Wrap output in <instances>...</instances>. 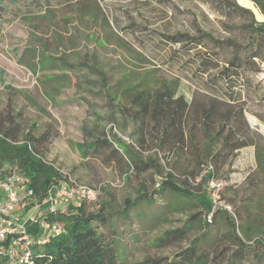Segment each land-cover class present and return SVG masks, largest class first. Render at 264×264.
I'll return each mask as SVG.
<instances>
[{
	"label": "rangeland",
	"instance_id": "1",
	"mask_svg": "<svg viewBox=\"0 0 264 264\" xmlns=\"http://www.w3.org/2000/svg\"><path fill=\"white\" fill-rule=\"evenodd\" d=\"M252 11L258 21H264L253 0H233ZM5 11L0 19V115H13L19 129L33 123L34 133L47 131L46 138L39 144L43 157L66 173L71 184L104 187L95 201L99 205L107 200L115 208L123 204L125 196L134 198L141 180L152 189L150 177L158 175L154 169L142 178L124 177V166L109 160L103 153L86 156L81 154L78 143L90 138L83 128H106L125 140L133 126L121 110L126 104L120 90L135 83L151 69L148 85L162 81L177 80L178 93L191 97L195 85L187 78L193 69L189 58L196 57L205 48L200 46L187 52L184 44L173 45L165 37L176 33L194 34L200 28L217 38L239 34L234 29L241 24L240 16L223 14L219 4L210 0H2ZM182 47V48H181ZM180 49V55L174 56ZM55 58L54 65L43 67L45 62L38 57ZM67 62L73 67L69 75L62 78L63 71L57 64ZM34 65L31 69L29 65ZM178 77L180 79H178ZM264 85L263 70L255 76ZM120 83V84H118ZM120 94L119 99L117 94ZM256 103H251L246 118L252 130L264 142V122L254 113H263ZM20 136V135H19ZM20 138V137H19ZM144 152V155L153 153ZM170 167L176 176L184 171H194L193 163L171 160ZM170 166V167H169ZM164 169V173H165ZM254 160L251 148H243L232 162L218 169L222 179L220 202L215 208L226 213L244 217L237 192H241L247 173L253 171ZM21 177V176H20ZM22 178V177H21ZM191 182L194 191L207 188L203 201L205 208L212 209V195L208 187ZM58 185V184H57ZM156 185V184H154ZM54 186V185H53ZM156 187V186H154ZM157 188V187H156ZM259 191L264 196V180L259 181ZM153 194L149 204L142 200L129 211V217L116 223L119 235L117 264H147L145 258L175 256L181 249L195 240L198 250L206 249L210 254L229 245L228 226L218 217L213 227L206 232L198 223L188 231L185 238L166 247H154L151 241L164 229L181 227L190 213L197 209L187 203L183 210L174 211L168 206L171 198ZM189 200V198H186ZM67 205L62 200L58 210ZM40 210L32 209L20 222L28 226L37 221ZM264 218V214H259ZM15 212L13 218H17ZM148 219H156L149 221ZM254 221L264 222L255 216ZM39 236H29V244L42 238L46 232L39 223ZM29 234V233H28ZM138 235L137 239L132 238ZM224 256V257H223ZM213 256V264L229 263L230 257L223 254ZM229 258V260H227ZM236 264H264L245 257Z\"/></svg>",
	"mask_w": 264,
	"mask_h": 264
},
{
	"label": "trees",
	"instance_id": "2",
	"mask_svg": "<svg viewBox=\"0 0 264 264\" xmlns=\"http://www.w3.org/2000/svg\"><path fill=\"white\" fill-rule=\"evenodd\" d=\"M210 1L213 5L219 4L223 14L241 17L242 23L233 27L239 30V34L220 39L198 28L194 34L181 32L165 36L173 45L184 44L182 47L187 52L200 46L205 48L196 57L189 58L193 69L187 78L195 85L191 97L177 92L176 79L148 85L152 78L150 69L136 78L135 83L120 90L126 101L121 110L133 126L128 139L123 140L98 125L97 128H83L90 136L78 143L83 156L89 152H104L109 160L123 164L126 179L128 175L142 178L152 169L162 175L159 179L149 178L153 182L152 189L146 184L147 178L139 179L137 195L134 198L125 196L120 207L115 208L109 201L100 200L95 208L89 202L96 199H83L66 201L67 205L57 211L49 210L51 186L60 183L70 186L71 182L66 173L40 153L39 144L48 132L35 135L37 126L34 123L19 129L13 115H0V166L16 170L19 184L32 190L28 198L19 202L15 210L17 219L32 209L40 210L37 221L28 226V233L35 237L39 236V223L59 227L57 234L44 229L46 232L42 238L29 245L30 264H117L120 245L117 218L129 217V211L142 200L148 204L152 202L154 193L161 196L159 198H166V191L171 197L166 198L168 206L174 211L183 210L189 201L197 210L187 216L183 226L162 230L151 241L152 246L162 248L182 240L195 223L206 232L218 217H222L228 226L229 245L210 254L204 248L198 250L195 240H190L189 245L174 257L145 258L144 262L213 264V256L220 258L223 254L230 257L226 264L239 263L245 257H251L255 262L264 261V222L253 220L256 216L264 221L259 215L264 214V196L259 191V181L264 180V142L246 118L251 103L264 109V85L255 79L263 70L264 21L256 20L250 9L233 0ZM253 1L264 15V0ZM4 11L5 6L0 0V19ZM179 55L180 49L174 53L177 58ZM45 57L44 54L38 57L39 61L45 62L43 67L56 66L55 58L47 60ZM34 65L29 67L34 69ZM57 67L63 71L60 76L64 78L73 65L63 62ZM119 96L118 93V99ZM254 114L264 122V110ZM246 147H253L254 169L247 173L241 192H237L244 217H239L237 222L235 214L217 208L208 222L206 215L210 209L205 208L203 201L207 188L198 187L194 191L191 189L192 180L198 177L197 184L207 187L209 178L220 179L218 169L230 164L238 151ZM149 150L154 152L144 155ZM172 159L193 163L196 170L184 171L182 177L176 176L170 166L169 170L165 169ZM208 165L212 170L203 172ZM99 189L105 191L104 187ZM186 198L189 200L185 201ZM137 237L135 234L132 238Z\"/></svg>",
	"mask_w": 264,
	"mask_h": 264
},
{
	"label": "built area",
	"instance_id": "3",
	"mask_svg": "<svg viewBox=\"0 0 264 264\" xmlns=\"http://www.w3.org/2000/svg\"><path fill=\"white\" fill-rule=\"evenodd\" d=\"M212 170L208 165L206 170ZM221 179L211 177L208 180V189L212 195V209L206 215L208 222H211L215 206L220 202L217 200L218 193L222 187ZM99 187L71 184L66 186L62 183L51 186L48 197L49 210H58V201H80L83 199L94 200L99 196ZM31 189L19 184L16 170L0 166V264H30L29 262V236L24 222L13 218L14 212L21 200L29 197ZM218 197V198H217ZM44 229L57 234L59 227L56 224L42 225Z\"/></svg>",
	"mask_w": 264,
	"mask_h": 264
},
{
	"label": "crops",
	"instance_id": "4",
	"mask_svg": "<svg viewBox=\"0 0 264 264\" xmlns=\"http://www.w3.org/2000/svg\"><path fill=\"white\" fill-rule=\"evenodd\" d=\"M246 148H251L252 149V156H253V147H246ZM62 202V200L61 201H58V205H59V203H61Z\"/></svg>",
	"mask_w": 264,
	"mask_h": 264
}]
</instances>
